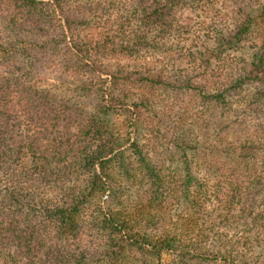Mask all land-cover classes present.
<instances>
[{"label": "trees", "instance_id": "1", "mask_svg": "<svg viewBox=\"0 0 264 264\" xmlns=\"http://www.w3.org/2000/svg\"><path fill=\"white\" fill-rule=\"evenodd\" d=\"M0 264H264V0H0Z\"/></svg>", "mask_w": 264, "mask_h": 264}]
</instances>
